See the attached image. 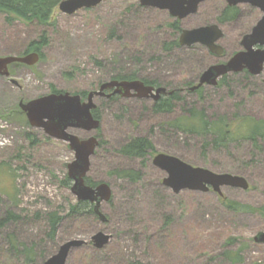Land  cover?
<instances>
[{
    "label": "rangeland",
    "instance_id": "374dc122",
    "mask_svg": "<svg viewBox=\"0 0 264 264\" xmlns=\"http://www.w3.org/2000/svg\"><path fill=\"white\" fill-rule=\"evenodd\" d=\"M225 6L224 0H206L194 15L177 20L166 11L141 7L138 0H104L72 15L56 9L45 26L8 22L0 14V58L23 56L32 42H41L44 33L46 37L35 65L9 66L17 85L0 77V219L8 212L18 217L0 229V264H44L71 240L86 244L71 251L65 264H264V243L254 241L264 233V215L231 211L224 203L264 206V141L253 146L239 137L223 147L205 146L210 137L165 126L192 109L204 111L208 120L236 121L237 126L242 118L264 121V71L258 76L230 74L220 87L202 86L201 94L186 91V84L197 83L208 67L241 51L242 37L261 17L258 9L240 4L235 19L219 23ZM176 20L177 33L170 27ZM206 25H218L223 33L221 57L199 44L165 51L164 44L178 40L181 31ZM117 73H137L175 87L183 99L172 113L154 114L149 99L95 98L98 129L68 130L79 139L94 136L100 141L86 179L92 187H110V200L100 206L106 217L101 223L83 210L70 214L78 201L71 181L69 186L63 182L74 153L66 143L32 128L18 104L52 94L51 87L69 95L94 92ZM137 137L148 138L154 147L145 160L118 154ZM157 154L242 177L249 187L223 186L220 195L211 188L174 194L162 185L165 172L152 164ZM122 171L140 173V180L122 178ZM50 214L60 217L52 238ZM98 232L111 236L100 250L91 242ZM9 239L19 252L32 247L31 263L11 252Z\"/></svg>",
    "mask_w": 264,
    "mask_h": 264
},
{
    "label": "water",
    "instance_id": "95a60500",
    "mask_svg": "<svg viewBox=\"0 0 264 264\" xmlns=\"http://www.w3.org/2000/svg\"><path fill=\"white\" fill-rule=\"evenodd\" d=\"M104 0H63L58 5V10L65 15H72L80 10L92 9ZM206 0H138L141 7H150L166 11L171 17L183 20L194 15L199 6ZM226 6L236 7L247 4L261 12L260 19L251 29L249 34L242 37L240 46L242 50L232 55L222 64L208 67L199 77L196 84L189 87V92H194L202 86L216 87L223 76L247 72L249 75L258 76L264 71V0H224ZM223 33L218 25H206L191 30H183L179 34L180 47H191L195 44L204 46L211 54L222 56L224 49L219 45ZM39 61L36 52L25 56H9L0 58V75L8 77L7 66L20 63L33 66ZM14 82V81H13ZM264 83V82H263ZM107 93L106 92H109ZM171 94L163 87L145 85L140 80L133 81H107L102 83L97 91L89 92L86 100L81 101L79 95L68 93L49 94L27 103H19V109L25 114L28 124L32 128L40 129L50 138L68 145L74 153V160L67 166V178L71 181V194L78 202H86L93 206V212L101 223L106 217L100 212L103 202L111 198L110 187L106 183H99L92 187L85 184V178L90 168V159L94 155L99 142L96 137L79 139L68 132L70 129L86 133L96 131L99 120L92 112L96 109L93 102L95 98H139L158 101L161 96ZM152 164L157 169L165 172L167 177L162 180V185L174 194L181 191L208 192L211 188L215 193H220L223 186L248 189V183L242 177L231 174H215L206 169L193 167L177 157L157 154L152 159ZM111 236L102 232L96 233L92 238V246L103 249L110 241ZM254 241L264 243V233H259ZM86 243L81 240H71L59 247L57 253L44 264H65L69 253L81 248Z\"/></svg>",
    "mask_w": 264,
    "mask_h": 264
},
{
    "label": "trees",
    "instance_id": "16d2710c",
    "mask_svg": "<svg viewBox=\"0 0 264 264\" xmlns=\"http://www.w3.org/2000/svg\"><path fill=\"white\" fill-rule=\"evenodd\" d=\"M63 0H0V14L6 15L7 21L10 22L12 19L20 20L24 22H36L41 26H45L51 20V17L54 11L58 8L59 3ZM238 7H228L225 6L224 10L221 12V16L218 19L219 23H226L233 19H235L238 15ZM177 20L170 24L171 29L175 31V33L180 32L177 27ZM41 42L36 43L32 42L24 54L29 52H36L39 54V58H42L41 48L46 44L45 33L42 34L40 38ZM179 47L178 40L172 41L170 43L164 44V49L166 52L170 51L173 48ZM98 66H101V63L97 62ZM246 73V72H245ZM226 76H223L219 79L217 87H220L224 84ZM133 81L140 80L145 85L152 87H162L163 84L159 83L156 80H150L148 78H141L137 76V73L132 74H122L117 73L112 75L109 81ZM193 83L186 84V91L189 92V87L193 86ZM167 89V91L171 92V94H167L161 96V98L153 102L151 110L154 114L160 113H172L175 103L182 101L183 97L181 96V90L175 87H169L167 85H163ZM202 88V87H201ZM201 88L194 91L195 93L201 94ZM53 94H59L62 92L57 91L54 87H51V92ZM88 93L78 92L75 95H79L81 99L85 98ZM118 98V96L111 97V100ZM93 115L96 119H99L97 111H93ZM243 123L237 126V122L233 121L232 123H226L224 119H218L217 121L208 120L205 116L204 111L200 110H190L188 114L182 118L175 119L165 126L170 127L172 129L178 130L183 133L188 134H196L199 136L210 137V141L205 144L212 145L214 147H223L228 144L230 141L243 138L244 140L250 142L253 146H256L258 142L264 141V121H255L250 118H242ZM240 126L245 128V131L242 132L239 129ZM100 145V141L99 144ZM154 147L150 140L145 137H137L129 140L127 143L122 145L118 154L121 156H125L128 158H137L141 160H145L148 152H153ZM118 175L122 178L130 179L134 182L140 180V173H135L131 171H122ZM63 184L69 186L70 180L65 177ZM85 184L89 186H93L90 180L85 178ZM225 206L231 211L235 212H245V213H256L260 212L264 215V206L260 209H255L253 207L247 205H241L236 202H231L225 200ZM83 210L86 214H89L94 219H98L95 213L93 212V206L86 202H77L74 206L70 208V214H75L78 211ZM48 225H49V236L52 238L57 230L58 221L60 217L57 214H50L47 217ZM18 217L11 212H8L3 219H0V229L4 228L8 223L16 221ZM10 242V250L11 252H15L19 255H22L24 260L32 262V247L23 246L22 251H18L17 246L13 244L14 242L9 239ZM10 252V253H11ZM29 262V263H31ZM140 264V263H137Z\"/></svg>",
    "mask_w": 264,
    "mask_h": 264
},
{
    "label": "flooded vegetation",
    "instance_id": "af4514ba",
    "mask_svg": "<svg viewBox=\"0 0 264 264\" xmlns=\"http://www.w3.org/2000/svg\"><path fill=\"white\" fill-rule=\"evenodd\" d=\"M241 50H242V47H241ZM30 53H33V52H29V53L23 54V56H25V55H27V54H30ZM38 55H39V54H38ZM220 57H221V56H220ZM39 60H40V58H39ZM13 64H14V63H13ZM15 64H16V63H15ZM10 65H12V64H9V65L7 66V71H8V73H9V76H8V77H3V76L0 75V77L6 78L8 81L12 82L14 85H17V83H16L15 81L13 82L12 79H11V78H12V75H11V72L9 71V66H10ZM195 84H196V83H195ZM107 93H110V91H109V92H106V94H107ZM166 95H167V94H166ZM113 97H115V96H113ZM149 100H151V99H149ZM151 101H152V100H151ZM153 102H154V101H152V104H153ZM18 107H19V104H18Z\"/></svg>",
    "mask_w": 264,
    "mask_h": 264
}]
</instances>
